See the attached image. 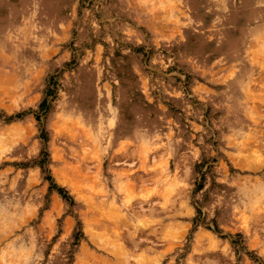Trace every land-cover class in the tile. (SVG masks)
Masks as SVG:
<instances>
[{"label":"rangeland","instance_id":"obj_1","mask_svg":"<svg viewBox=\"0 0 264 264\" xmlns=\"http://www.w3.org/2000/svg\"><path fill=\"white\" fill-rule=\"evenodd\" d=\"M0 264H264V0H0Z\"/></svg>","mask_w":264,"mask_h":264},{"label":"trees","instance_id":"obj_2","mask_svg":"<svg viewBox=\"0 0 264 264\" xmlns=\"http://www.w3.org/2000/svg\"><path fill=\"white\" fill-rule=\"evenodd\" d=\"M43 106L45 107L46 105H45V104H43Z\"/></svg>","mask_w":264,"mask_h":264},{"label":"bare ground","instance_id":"obj_3","mask_svg":"<svg viewBox=\"0 0 264 264\" xmlns=\"http://www.w3.org/2000/svg\"><path fill=\"white\" fill-rule=\"evenodd\" d=\"M127 185V184H126ZM129 191V190H128ZM112 211V210H111Z\"/></svg>","mask_w":264,"mask_h":264}]
</instances>
